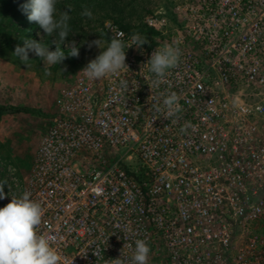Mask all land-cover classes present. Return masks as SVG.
I'll return each instance as SVG.
<instances>
[{
    "label": "built area",
    "instance_id": "1",
    "mask_svg": "<svg viewBox=\"0 0 264 264\" xmlns=\"http://www.w3.org/2000/svg\"><path fill=\"white\" fill-rule=\"evenodd\" d=\"M142 24L104 22L108 42L148 43L125 47L128 68L90 81L84 65L58 91L6 205L31 193L61 264L130 259L137 239L148 264H264V0H173ZM167 44L182 55L154 84L147 62ZM172 92L182 111L165 118Z\"/></svg>",
    "mask_w": 264,
    "mask_h": 264
},
{
    "label": "rangeland",
    "instance_id": "2",
    "mask_svg": "<svg viewBox=\"0 0 264 264\" xmlns=\"http://www.w3.org/2000/svg\"><path fill=\"white\" fill-rule=\"evenodd\" d=\"M172 1L57 0V14L71 6L69 35L61 44L67 58L61 64L45 66L34 53H29L26 65L13 53L17 45L23 46L25 39L41 42L54 51L56 45L53 41L60 43L58 34L48 36L37 23L28 21L20 8L27 0H0V107L11 110L0 114V180L7 179L8 182L4 189L5 198L0 199V208L6 206L7 196L15 192V184H22L31 168L39 139L54 112L58 91L69 85L81 67L104 50L88 45L101 39L105 41L103 47H107L108 40L101 29L104 22L135 26L160 7L169 9ZM85 8L92 11V19L81 15ZM72 41L79 47L78 58L67 56ZM46 72L51 74L46 75ZM14 108H25L28 113H16L12 110ZM235 252L238 250L232 251ZM249 255L244 252L245 258L249 259Z\"/></svg>",
    "mask_w": 264,
    "mask_h": 264
},
{
    "label": "clouds",
    "instance_id": "3",
    "mask_svg": "<svg viewBox=\"0 0 264 264\" xmlns=\"http://www.w3.org/2000/svg\"><path fill=\"white\" fill-rule=\"evenodd\" d=\"M56 3L57 0H27L20 6L29 22L37 23L48 36L57 33L60 41L57 43L54 40L55 50L50 51L49 47L42 45L41 42L25 39L23 46L17 45L13 53L25 65L29 61L30 52L39 57L45 66L61 64L67 58L60 45L69 35L68 22L71 19L69 14L71 6L57 14ZM81 15L89 19L93 18V13L88 8H85ZM104 43L105 41L98 39L88 45L89 48L95 45L104 49L80 72L90 81L114 75L120 70L128 68L125 63V47L136 46L139 48L148 41L139 34H134L131 36V42L126 44L123 35L116 34L110 37L106 48L103 47ZM76 44L75 41L71 42L67 56L79 57V47ZM181 55L180 48L171 44L156 48L152 52L147 64L149 71L154 74V84H159L166 77L168 70L178 65ZM45 74L50 75L51 73L46 72ZM121 83L126 86V81ZM179 99L175 92L163 99V106L167 110L165 118L175 117L182 111ZM157 110L160 111L161 109ZM188 126L185 125L180 131L186 133ZM10 171L13 170L10 169ZM5 186L8 187L7 179L0 180V199L5 198ZM30 197L31 193L26 190L19 197L11 196V201L0 208V264H61L62 256L53 246L56 237L38 232L44 213L41 204L30 199ZM134 243L135 248L132 250L133 254L130 259L121 260L118 258L111 261H114V264H148L150 247L147 242L144 239H137ZM124 247L132 249L131 244L124 245ZM96 254L98 257V253ZM104 264H109V260H105Z\"/></svg>",
    "mask_w": 264,
    "mask_h": 264
},
{
    "label": "trees",
    "instance_id": "4",
    "mask_svg": "<svg viewBox=\"0 0 264 264\" xmlns=\"http://www.w3.org/2000/svg\"><path fill=\"white\" fill-rule=\"evenodd\" d=\"M113 23H115L116 25H118L120 28H122L123 30H125V31H133V30H138V31H140V32H142L143 31V24L141 23V24H137V25H135V26H131V25H129V24H127V25H125V24H123V23H121V22H116V21H112ZM102 33H103V35H104V37L108 40V37H107V35H106V33L104 32V31H102ZM60 47H62V45H60ZM14 112H25V113H28V110L27 109H25V108H14V109H12ZM10 111L11 110H6L5 108H3V107H0V114H2V113H10Z\"/></svg>",
    "mask_w": 264,
    "mask_h": 264
}]
</instances>
